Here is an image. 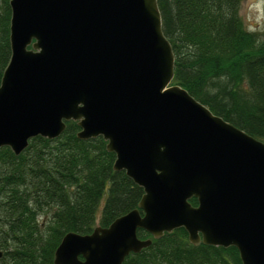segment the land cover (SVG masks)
<instances>
[{"label": "water", "instance_id": "obj_1", "mask_svg": "<svg viewBox=\"0 0 264 264\" xmlns=\"http://www.w3.org/2000/svg\"><path fill=\"white\" fill-rule=\"evenodd\" d=\"M9 59L0 78V147L30 138L100 136L142 194L91 232H66L52 264H122L182 228L190 244L264 264V142L171 84L173 54L156 0H9ZM195 198L196 205H191Z\"/></svg>", "mask_w": 264, "mask_h": 264}, {"label": "trees", "instance_id": "obj_2", "mask_svg": "<svg viewBox=\"0 0 264 264\" xmlns=\"http://www.w3.org/2000/svg\"><path fill=\"white\" fill-rule=\"evenodd\" d=\"M9 0H0V78L9 59ZM242 0H156L173 54L171 84L264 142V30H247ZM55 138L34 136L14 154L0 147V264H52L66 232L86 234L136 207L142 194L105 141L80 140L75 121ZM196 205L195 198H190ZM129 253L122 264H241L237 250L193 245L182 228Z\"/></svg>", "mask_w": 264, "mask_h": 264}, {"label": "rangeland", "instance_id": "obj_3", "mask_svg": "<svg viewBox=\"0 0 264 264\" xmlns=\"http://www.w3.org/2000/svg\"><path fill=\"white\" fill-rule=\"evenodd\" d=\"M238 13L247 30H264V0H242Z\"/></svg>", "mask_w": 264, "mask_h": 264}, {"label": "bare ground", "instance_id": "obj_4", "mask_svg": "<svg viewBox=\"0 0 264 264\" xmlns=\"http://www.w3.org/2000/svg\"><path fill=\"white\" fill-rule=\"evenodd\" d=\"M212 113V112H211ZM213 114V113H212ZM221 118V117H220Z\"/></svg>", "mask_w": 264, "mask_h": 264}, {"label": "flooded vegetation", "instance_id": "obj_5", "mask_svg": "<svg viewBox=\"0 0 264 264\" xmlns=\"http://www.w3.org/2000/svg\"><path fill=\"white\" fill-rule=\"evenodd\" d=\"M148 239V238H147Z\"/></svg>", "mask_w": 264, "mask_h": 264}]
</instances>
